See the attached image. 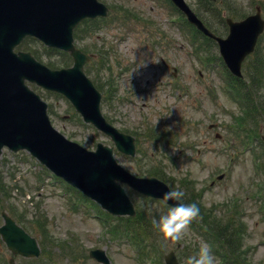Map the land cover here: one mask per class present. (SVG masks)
I'll use <instances>...</instances> for the list:
<instances>
[{
	"label": "rangeland",
	"instance_id": "374dc122",
	"mask_svg": "<svg viewBox=\"0 0 264 264\" xmlns=\"http://www.w3.org/2000/svg\"><path fill=\"white\" fill-rule=\"evenodd\" d=\"M99 1L110 7L108 17L96 20L89 33L88 26L81 24L79 34L83 35L74 40L92 57L85 72L103 95L102 114L129 134L140 135L152 129L151 134L164 139L153 142L138 137L139 152L131 158L113 150L116 161L139 176L147 175L145 170L160 171L171 188L179 186L185 190V200L196 202L200 214H207L211 223L228 226L230 221L235 230L241 228L240 246L247 251V263L264 264V144L260 140L264 116L245 102L251 111L246 126L254 127V137H244L242 133L236 136L234 128L245 119L247 111L227 88L228 78L217 57L218 46L208 43L202 51L210 60L205 61L201 51L194 52L190 41L192 29L178 18L171 4L162 0ZM185 1L192 10L202 13L200 16L218 30L216 33L227 34L223 19L230 16L228 11H221V17L214 16L205 10V1ZM228 5L244 16L253 13L258 5L264 17V0H228ZM258 43L257 49L264 55V33ZM30 46L43 63L59 64L63 56L46 51L39 41H30ZM251 59L242 62V72L247 71ZM162 61L168 66L163 67ZM261 77L252 98L262 103L264 109V74ZM28 84L47 102L49 120L66 137L89 149L98 141L112 144L102 132L84 123L65 97ZM209 123L214 127L208 128ZM222 173L223 177L217 179ZM0 181L6 192L0 191V211L25 222L27 231L37 239L41 234L31 227L34 214L46 222L39 259L14 255L15 264H100L89 257L91 248L103 249L109 264H164L162 255L169 249H175L177 257L187 264V258L201 243H213L201 237L193 226H188L179 240L163 237L151 220L166 214L169 208L158 200L145 199L126 185L133 206L144 213L141 228L149 232V240L147 245L138 243L135 247L126 237L112 239L108 227L117 221L116 216L51 176L24 150L12 152L3 148ZM1 220L0 216V224ZM152 244L155 254L161 252V261H144L147 256L152 257ZM236 244L239 247V242ZM211 247L216 253L217 246ZM10 257L0 238V264H8ZM216 257L218 264L228 263Z\"/></svg>",
	"mask_w": 264,
	"mask_h": 264
},
{
	"label": "water",
	"instance_id": "95a60500",
	"mask_svg": "<svg viewBox=\"0 0 264 264\" xmlns=\"http://www.w3.org/2000/svg\"><path fill=\"white\" fill-rule=\"evenodd\" d=\"M172 1L190 23L217 41L226 66L239 76L241 61L253 50L264 28L260 9L256 8L255 13L238 21L227 17L228 36L222 38L212 34L185 1ZM107 10L98 0H0V152L3 146L14 151L26 149L41 164L78 186L111 213L134 214L122 182L173 206L175 201L164 198V192L169 190L164 182L156 177L141 178L127 172L115 162L112 147L97 143L95 151L87 150L52 127L46 102L25 83L28 80L67 96L84 120L109 135L118 150L132 155L134 138L118 131L102 117L101 95L83 72L87 56L75 48L72 40V27L76 23L85 17L103 16ZM25 35L69 51L73 65L52 69L37 62L27 51H14ZM262 138L264 140V136ZM3 216L0 234L8 248L22 256L37 255L39 247L35 238L12 218L4 213ZM89 253L99 262L108 264L103 250L91 249ZM164 261L178 264L173 251L164 256Z\"/></svg>",
	"mask_w": 264,
	"mask_h": 264
},
{
	"label": "trees",
	"instance_id": "16d2710c",
	"mask_svg": "<svg viewBox=\"0 0 264 264\" xmlns=\"http://www.w3.org/2000/svg\"><path fill=\"white\" fill-rule=\"evenodd\" d=\"M210 4H212L210 2ZM215 11H217V13H220L219 9L217 7L214 8ZM227 10L229 11V13L231 15H240L239 11L236 10H231L230 8H227ZM89 21V20H85ZM28 39L31 38H27L23 41L22 44H20L18 46V48L21 49H31V52L34 53L36 56H38L37 53H35V50H33L31 47H29V42ZM206 40H209L208 38L205 37ZM210 41V40H209ZM255 57L253 58V60L251 61V65L248 67L247 71H246V75H245V79L246 81L241 78H234L232 76H230V84H231V88L233 90L236 91H242V93L244 94V96H247L246 99L248 101L252 102V95H253V90L255 87V90H258V86L262 80V75L264 74V65H263V54H261L262 58L260 57V52H257V50L254 52ZM69 62V58H62L59 61V64L56 65L55 63H52L55 66H60V65H68ZM252 110L253 108L255 109V111L261 113L264 115V109L262 107V105L258 102H253L252 103ZM254 111V110H253ZM152 174H158L157 171H153ZM37 222V226L41 229V232L44 230L45 225L43 222L39 221L38 219L35 220ZM121 222H123V224H114L112 226V234H121V235H125L126 237H128L130 240H132L133 243H141L144 244V246L146 245L147 241L149 239H147L148 234L147 231H142L141 225H143L145 223V217L143 216L142 213H139L135 216V218H130V217H125ZM227 223H229V225L227 226L225 224V226H219L220 224H216L215 223H211L209 221H205V225L208 227H204V229H211L210 232V236H212L213 238H215V240L218 241V243L221 245L222 250H221V254H223V256L226 258V256L228 258H230L232 263L234 264H248L247 262L244 261V257H241L242 254V250L240 248V239H242V231L241 228H238L235 230V227L232 223H230V221H227ZM231 226V228H229V226ZM218 226V227H217ZM201 226V228H203ZM145 234V236L143 235ZM237 242H239V247H237ZM152 249H153V244H152ZM240 259H242V263L239 262ZM239 262V263H238Z\"/></svg>",
	"mask_w": 264,
	"mask_h": 264
},
{
	"label": "clouds",
	"instance_id": "9594fccd",
	"mask_svg": "<svg viewBox=\"0 0 264 264\" xmlns=\"http://www.w3.org/2000/svg\"><path fill=\"white\" fill-rule=\"evenodd\" d=\"M164 198L175 201L166 214L153 216L151 223L163 237L179 240L191 222L199 217L200 208L196 202H185V190L179 186L164 192ZM187 264H218L217 257L209 243H201L198 250L187 258Z\"/></svg>",
	"mask_w": 264,
	"mask_h": 264
}]
</instances>
